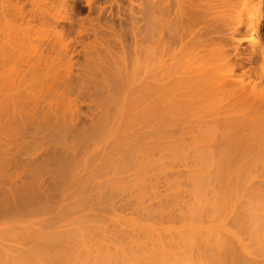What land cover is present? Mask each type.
I'll return each instance as SVG.
<instances>
[{"label": "bare ground", "instance_id": "1", "mask_svg": "<svg viewBox=\"0 0 264 264\" xmlns=\"http://www.w3.org/2000/svg\"><path fill=\"white\" fill-rule=\"evenodd\" d=\"M114 2L119 6L117 0ZM262 2L133 0L128 16L131 40L127 42V31L123 28L98 19L90 29L106 47L95 50H92L94 45L89 48L86 45L89 41L84 40L87 26L78 25L80 39L75 36L72 39L68 34L74 27L70 4L66 3L69 6L64 8L65 3H48L42 14L36 12L34 15H38L41 26L37 25L35 37L31 39L36 43L46 41V51L41 52L43 56L38 54L31 59L30 70H23L20 77L0 76V91H4L0 96V130L2 135V130L9 133L13 127L28 131L55 126L64 146L51 135L52 129L45 135H51L67 151L68 155L61 157L58 162L61 165L55 170L66 167L62 171L64 175L61 172L57 176L66 178L61 177V182L68 180L70 185L67 184L69 189L65 188L68 182L47 187L39 199L33 189L35 185L31 188L30 183H24L23 186V181L22 187L18 184L19 196L26 194L23 202L26 199L30 206L27 203L24 207L22 198L18 201L23 207L19 206L12 197L18 204L12 202L15 210L7 207L9 214L21 208L8 215L17 217L16 224H6L9 230L0 224L3 227L0 226V264H264V137H261L264 133V50L258 45H244L261 24ZM97 10L101 17L102 8ZM32 42L29 46H37ZM77 49H84L81 54L84 53L85 59L77 62L80 68L77 64L78 71L73 74L71 68L73 56L79 53ZM18 52L16 49L15 53ZM59 59H65L68 65L65 64V69L62 66L65 70L62 75ZM53 64L58 69L48 77V73L55 72L50 67ZM0 70H5L4 74L8 72ZM84 95H88L92 110L85 115L87 118L90 115V123L86 125L80 122L83 117L80 101ZM252 97L261 101L258 100L261 106L258 111L262 115L259 112L260 120H255L248 112L244 118L252 115L253 121H260L259 129L263 125L262 131L256 127L257 123L250 126L257 128L261 136H256L255 130L257 134L250 133L248 126L250 135H255L254 140L247 130L249 138L242 140L245 132L237 134L247 126L241 127L242 116L240 126H235L233 116L229 115L232 112L223 110L231 120L226 117L227 121L217 119L216 122L215 118L213 124L217 129L232 123V129L235 127L237 131L240 127L238 132L233 129L237 136L233 142H224L230 133L225 137L222 131L221 135L217 134L219 129L211 125L213 120L206 121L204 128L201 123L203 129H200L201 120L194 117L204 108V112L211 109L215 112L214 108L221 106L224 98L231 103L234 98L233 102L237 98L247 101ZM50 113L55 116H49ZM249 119L251 123H247L251 125ZM247 123L243 121V125ZM5 125L12 127L9 132L4 129ZM25 130L22 135L28 139L30 131L24 134ZM13 131L11 134L15 137ZM34 135L38 137L36 131ZM210 135L211 141L219 138L225 145L217 140V144L209 145L205 141L202 146V140L209 139ZM187 138L191 143L186 142ZM6 159L1 161L7 164ZM37 171L39 175L45 173ZM6 198L1 199L0 206ZM128 206L129 211L118 212L119 208L123 211ZM3 208L5 203L0 207ZM5 209L1 210L3 214ZM20 223L24 226H15Z\"/></svg>", "mask_w": 264, "mask_h": 264}, {"label": "rangeland", "instance_id": "2", "mask_svg": "<svg viewBox=\"0 0 264 264\" xmlns=\"http://www.w3.org/2000/svg\"><path fill=\"white\" fill-rule=\"evenodd\" d=\"M62 1V2H61ZM112 1V2H111ZM115 1V0H114ZM113 0H0V11L2 10V13H1V17L2 18H0V69H6V70H8V72L6 71V74H4L3 72L5 71V70H3V72H1L2 70H0V73H2V75H0V76H3L4 77V75H5V77H20L21 75H22V71L24 70H27V72L30 70V68H31V66L29 65L30 64V62H31V59H32V61H33V59L35 58V56L36 55H40V57H41V55L43 56V54L42 53H45V51H46V45H45V43H46V41H44V43L42 42L41 43V41H40V39H39V41L40 42H38V43H36L37 41L36 40H34V41H36V42H32V39H34V37H35V29H36V27H38L37 25H40L39 23H41V22H39L38 23V21L39 20H37V16L40 14L39 12H41V14L43 13V10H45V8L47 7L46 5H48V3H57V2H60V4L61 3H67V4H70V6H71V15H72V17H73V19L72 20H74V27L70 30V32L68 31V34L70 35V37H72V39H73V37L75 36L76 38L75 39H80V38H82V37H80V35H79V33H78V27L80 26V27H85V26H87V27H85V28H89V30H88V32L87 33H85L84 34V38H86V39H84V40H87V41H89L86 45H89V48H91L90 47V45H94L95 47L93 48L92 47V50H95V49H104L106 46H103V44L101 43V40L99 39V38H95V36L93 35V33H92V31H91V27L98 21V19H99V21H101L102 23H104V22H106V21H111V22H113V24L116 26V27H118V28H123L124 30H126L127 32L125 33V38H126V40H127V42H129L131 39H130V37H131V29H129V27L131 28V25L129 24V21H128V16H129V12H130V6H131V2L133 1V0H117L118 2H119V6H118V3H115ZM114 2V3H113ZM127 3V4H126ZM43 4V5H42ZM66 4V6H64L63 4V6H64V8L65 7H68L69 5H67ZM41 5V6H40ZM45 5V6H44ZM58 5V4H57ZM40 6V7H39ZM49 6H51V5H49ZM45 7V8H44ZM97 7H101L102 8V14H101V17H99V11L97 10ZM111 7V8H110ZM262 8H261V11H262V21H261V24L258 26V29H257V31L256 32H254L252 35H250V36H248V40H246V41H248V42H245V46L247 45V46H251V45H258L259 47H260V49H262V50H264V0H263V2H262V6H261ZM49 8V7H48ZM51 8V7H50ZM42 10V11H37V10ZM109 11V12H108ZM36 12H38L37 14L38 15H34ZM118 15H120L121 16V18H118ZM41 16V15H40ZM46 18V17H45ZM42 20V19H41ZM46 21V20H45ZM201 21V20H200ZM4 22V23H3ZM202 22V21H201ZM200 22V23H201ZM203 26H204V23H201ZM201 24H199L198 26L200 27V26H202ZM79 25V26H78ZM16 26L18 27V28H16ZM41 26V25H40ZM4 27V28H3ZM199 27H197V28H199ZM3 28V29H2ZM202 29V28H201ZM200 29V30H201ZM206 29H208V28H206ZM203 30L204 29H202V32H203ZM210 30V29H209ZM209 30H207V31H209ZM15 31V32H14ZM211 31V30H210ZM210 31H209V33H210ZM205 32H206V30H205ZM213 32V31H212ZM27 33L29 34V35H27ZM208 32H206V34H207ZM33 34H34V36H33ZM211 35L210 36H214V35H212L213 33H210ZM215 34V33H214ZM37 35V34H36ZM73 35V36H72ZM30 36H32V37H30V40L29 39H27V38H29ZM79 37V38H78ZM204 37V36H203ZM202 37V38H203ZM209 37V36H208ZM32 38V39H31ZM25 40H26V42L28 43H26L25 42ZM28 40V41H27ZM250 40V41H249ZM30 41L32 42V43H34V45H37V46H29V43H30ZM74 42H75V40H73ZM86 41V42H87ZM85 42V43H86ZM1 43L3 44V46H4V48H2L3 46L1 45ZM26 44V45H28V46H25L24 44ZM32 43H31V45H32ZM41 43V44H40ZM23 44V45H22ZM39 44H40V46H39ZM44 45V46H43ZM20 46H23L22 47V49H20L21 47ZM25 46V47H24ZM77 48L79 47V46H76ZM80 47H82V46H80ZM37 49V51L35 52V50L34 49ZM3 49V50H2ZM16 49H17V52H18V50H19V52L18 53H15L16 52ZM82 49V48H81ZM81 49H77L76 51L77 52H79V53H76L75 55L77 56H73V58L75 59V61H76V59H78L76 62L75 61H73V63H72V65H73V68H71L72 67V65H71V69L73 70L72 72H73V74H76L77 72L76 71H78V68L76 69L75 67H76V65L78 64L77 62H79V60H80V62L79 63H81V61L83 60L84 61V59H85V57H83L84 55V53L83 54H81L82 52H83V50H81ZM87 49V48H86ZM45 50V51H44ZM79 50H81V51H79ZM91 50V49H90ZM2 51V52H1ZM4 51V52H3ZM39 51V52H38ZM42 52V53H41ZM12 53V54H11ZM3 54V55H2ZM17 55H19V56H17ZM5 56V57H4ZM22 56V57H21ZM54 56V55H53ZM2 57V58H1ZM27 59H26V58ZM56 57V56H55ZM58 58L59 57H61V56H57ZM76 57V58H75ZM23 60H22V59ZM30 59V60H29ZM22 60V61H21ZM54 60V59H53ZM61 59H59V61H60ZM67 60V59H66ZM73 60V59H72ZM30 61V62H29ZM54 61H58V59H56V60H54ZM62 61H64V62H66L65 61V59H62L61 60V62H58V63H61V64H64V65H59L58 63H57V66L59 65V67H60V69H59V71H61L60 73H61V75H62V72L63 73H65L64 71L65 70H62V66H64V68L63 69H65L66 68V66H68L67 65V62L66 63H64V62H62ZM262 61V60H261ZM29 62V63H28ZM260 62V61H259ZM27 63V64H26ZM2 64H4V65H2ZM19 64H22V66L21 65H19ZM25 64V65H24ZM55 64H56V62H55ZM55 64H53V65H55ZM65 64H66V66H65ZM69 64V63H68ZM24 65V66H23ZM8 68H7V67ZM21 66V68H19ZM56 66V65H55ZM55 66L54 67H52V66H50L51 68H53L52 70H56L57 71V66H56V68H55ZM3 67H6V68H3ZM77 67H79L80 68V65L78 64V66ZM51 68H50V71H52L51 70ZM55 68V69H54ZM29 69V70H28ZM20 70H21V72H20ZM56 71L55 72H51V73H48L49 75H48V77L49 76H51L52 77V74H56ZM20 72V73H19ZM26 72V71H25ZM25 72H23V73H25ZM48 72H49V69H48ZM76 72V73H75ZM99 72V71H98ZM19 73V74H18ZM18 74V75H17ZM21 74V75H20ZM7 75V76H6ZM9 75V76H8ZM64 75V74H63ZM95 75H100V73H95ZM46 76V75H45ZM11 77V78H12ZM17 77V78H18ZM50 81H53V80H50ZM264 83V82H263ZM2 91V93H0V96L2 97L3 96V94H4V91L3 90H1ZM0 91V92H1ZM39 91H40V89H39ZM2 94V95H1ZM45 94H47V92L45 93ZM88 96V95H87ZM87 96H85L84 95V98L82 97L81 99V109H82V112H83V114H82V118H81V121L80 122H82L81 124H83V123H85V125L86 124H88V123H90L89 121H90V119H88V118H90V115H88V118L85 116V115H87L88 113H90V112H92V110H91V104H90V106H89V100L87 99ZM253 98V97H252ZM83 99L85 100V102L83 101ZM87 99V100H86ZM235 99V98H234ZM234 99H232V101H231V103H230V100L229 99H223L224 101H221V103L222 104H220L221 106H218L216 109L214 108V110H215V112L211 109V111H213V112H211V114H209L210 112H204V109H200V110H203V111H198V112H196L197 114H195L194 115V117L196 118V119H198L197 121H203V122H198V125H199V123H200V129L203 127L204 128V124H205V122L207 121V122H209V123H211L212 122V120H213V122L211 123V125L214 123V120H215V118H216V122H217V119H220L221 121H227L228 119H230V117H229V115H232L233 117H231L232 119H233V121H235L234 123H235V126H236V124H238V126H240L239 125V123L241 124V121H242V126L241 127H246V129H245V131H244V129L243 128H241V129H243V131L242 132H239V133H237V134H240V133H243L244 134V132H245V135H243L244 137L242 138V140L246 137H248V136H251L250 135V133H255V134H257L255 131H257L258 132V134L256 135V136H261V135H259V131H262V129H263V125L261 126V128L259 129L258 127H260V125L261 124H259L258 122H260V121H256L255 122V120L257 119L258 120V118H259V120H260V114H261V110L260 111H258L259 110V108L261 107L260 106V103L259 102H261L259 99H256V98H253V99H249V98H247V99H249V100H247L246 101V99L244 100H238V98L233 102V100ZM0 100H2V98L0 99ZM258 100H259V102H258ZM11 101V100H10ZM227 101H229V104H228V106H226L227 104ZM251 102V103H250ZM1 103H2V101H0V105H1ZM247 104V105H246ZM250 104V105H249ZM245 105V106H244ZM2 106V105H1ZM222 106H223V108H222ZM220 107V108H219ZM1 108V107H0ZM29 108V107H28ZM229 109H232V110H230L229 111ZM235 109H236V112H234L235 111ZM241 109V110H240ZM223 110H225L226 112H232V113H225V111H223ZM228 110V111H227ZM238 110V111H237ZM240 110V111H239ZM209 111V110H208ZM221 111H223L226 115H224V113L223 112H221ZM219 112H220V114H219ZM233 112H234V114H233ZM248 112H250L252 115H254V118H255V120L253 121L252 119V115H246L245 116V118H244V114L246 113H248ZM259 112H260V114H259ZM0 113H1V109H0ZM86 113V114H85ZM206 113H208V116H207V114ZM249 113V114H250ZM53 114V115H52ZM91 114V113H90ZM206 116H204V115ZM223 116H222V115ZM227 114H229V115H227ZM49 116H55V114L54 113H50V114H48ZM197 115V116H196ZM210 115V116H209ZM237 115H238V117H237ZM262 115V114H261ZM240 116H242L243 118H244V120H243V118H242V120L241 119H239V117ZM255 116H259V117H255ZM85 117V118H84ZM218 117H220V118H218ZM226 117H228V118H226ZM250 119H249V118ZM224 118V119H223ZM227 120H226V119ZM241 118V117H240ZM251 121L252 120V124L250 125H248V123H251V122H249L248 121V119ZM203 119V120H202ZM223 119V120H222ZM246 119V120H245ZM220 120H218V121H220ZM231 120V119H230ZM241 120V121H240ZM196 121V122H197ZM224 121V122H225ZM229 121V120H228ZM233 121H231V123L233 122ZM239 121V122H238ZM243 121H244V123H247V125H243ZM246 121V122H245ZM196 122H195V124H196ZM221 123V124H224V125H227L226 123ZM201 123H202V127H201ZM228 123V122H227ZM255 123H257V125L259 124V126H256L258 129H259V131L258 130H256V129H254V128H251V127H253L252 125L253 124H255ZM207 124V123H206ZM217 124H220V123H217ZM233 124V123H232ZM232 124H228L227 125V127H228V129H226V128H222L221 126H223V125H218V127L220 126V128H218L219 129V133H217V134H219V135H221V131H222V133L224 134V137L225 136H228L227 135V133L229 132L230 133V135L227 137V138H225V141L224 142H226V140H227V142L228 141H230V140H232V142H233V140H235V139H233V138H236L237 136H236V134L233 132L234 130L233 129H235V131H236V128L235 127H233V129H232V126H234V125H232ZM198 125H196V126H198ZM211 125H209V127H212ZM256 125V124H255ZM254 125V126H255ZM54 126V125H53ZM207 126H208V124H207ZM213 126H216V129H217V125L216 124H213ZM231 128H230V127ZM237 126V127H238ZM248 126L251 128H248ZM5 128L4 129H8V132H9V128H12L11 126L9 127L8 125H5L4 126ZM199 127V126H198ZM205 127H206V125H205ZM223 127H225V126H223ZM14 128V127H13ZM13 128L10 130L11 132H9L10 133V136L8 137V134L9 133H6V130H5V132L2 130V133L3 134H5V135H1V130H0V163H1V166H0V181H3V182H0V186H2V187H0V202H1V199H3L4 198V200H5V198H6V196L8 195V198H6V202H7V199H9V197H11L10 198V202H11V206H10V204L8 205V206H6L7 205V203H10V202H4V200L2 201V203H1V206L0 207H2V205H4V203H5V208H3V209H0V212L2 213L3 211H1V210H6V212L3 214H1L0 213V215H3V217H5L4 215H7L6 216V218H3L2 216H0V224H5L4 226V228H7V226H6V224L9 226H12V225H14V223L16 224V222H17V217H13L12 216V218H10L9 216H10V214L11 213H13V212H16V211H18L19 210V208H21V207H23V205L21 204L22 202H23V198H26L25 197V195H22L21 194V196H23V197H21V196H19L20 194H19V189H18V186L20 185V187H22V185L25 183V185H27V184H29V185H31V188L35 185V188H33L34 190H35V194L38 196V198L40 199V197H41V195H44L43 193L45 192L44 190H46L47 189V187L49 188V187H55L56 185H59V184H61L62 182L61 181H63V179L62 178H64V177H62V176H60L61 174V172L64 170V169H66V167H63V169H56V170H59V171H56L55 170V168L56 167H60L59 165H61L60 163L58 164V162H60L59 160H62V158L63 157H65V156H67L68 155V153H67V151L65 150V148L63 149V146H64V143H62L61 142V140H59V137H58V130H56V134H55V130H54V128H55V126H54V128L53 127H50L49 129H47V127L46 128H44V127H42L43 129H46V130H44L43 131V133H42V130L40 129H34V128H29V130L28 131H30V134H31V131L33 132L32 134H33V136H35L34 137V139H29L30 137H33L32 135H30L29 133H28V131H27V129L25 130V133L24 134H26V132L29 134V135H27V136H30V137H28V139L27 138H24V135H22V132L24 131V130H22L23 128H14V131H13ZM196 129H197V127H195ZM202 128V129H203ZM240 128V127H239ZM238 128V129H239ZM247 128L249 129V130H251V132L249 133V130H247ZM19 129L20 130H22V132H19ZM52 129V131H53V134H52V131H51V135H53V137H56L59 141H60V143L61 144H63V146L59 143V141L58 142H56L57 140H53V139H55V138H53L51 135H49V134H47V135H45L47 132H49L50 133V130ZM199 129V128H198ZM199 129V130H200ZM209 129V128H208ZM215 129V128H214ZM217 129V130H218ZM222 129H226V130H222ZM237 129V131L236 132H238V131H240V130H238ZM253 129V130H252ZM33 130H35L36 131V134L38 133V137H37V135H34V132L35 131H33ZM39 130V131H38ZM199 130H198V132H199ZM212 130H213V127H212ZM216 130V131H217ZM232 130V131H231ZM248 131V133H247V131ZM255 130V131H254ZM12 131L13 132H15V133H13L14 135H15V137L14 136H12ZM47 131V132H46ZM201 131V130H200ZM203 131V130H202ZM208 131V130H207ZM210 131V130H209ZM40 132V133H39ZM211 132V131H210ZM209 132V133H210ZM262 132H264V131H262ZM246 133L248 134V136H246ZM56 136H55V135ZM202 134V133H201ZM205 134V133H204ZM204 134L203 135H200V137L202 136H204ZM216 134V135H217ZM233 134H235V135H233ZM260 134H262V133H260ZM264 134V133H263ZM262 134V136L261 137H264V135ZM43 135V136H42ZM49 135V136H48ZM215 134H213V136H214ZM219 135H218V137H219ZM240 135H242V134H240ZM254 135V134H253ZM252 135V136H253ZM19 136V137H18ZM20 136H22V137H20ZM27 136H25V137H27ZM51 136V137H50ZM206 136V135H205ZM211 136L212 135H210V137H209V139H207V138H205V140H202L203 141V143H202V141L200 142V141H198V143L199 144H201L202 146H203V144H206V143H208V142H210V144L209 145H211V142H215L214 144H217V142L219 143V144H221L220 142H222L223 144H224V142L223 141H221V140H218V139H215L214 138V140L213 141H211L210 139H211ZM235 136V137H234ZM255 136V135H254ZM254 136L252 137V139L254 138ZM14 137V138H13ZM37 137V138H36ZM45 137V138H44ZM186 137H188V135L186 134ZM215 137V136H214ZM221 137V136H220ZM224 137H223V135H222V137L221 138H223V140H224ZM238 137H239V135H238ZM242 137V136H241ZM12 138H13V140L15 141H13L12 140ZM20 138V139H19ZM36 138V139H35ZM42 138V139H41ZM47 138H49V139H47ZM213 138V137H212ZM220 138V139H221ZM231 138V139H230ZM245 138V139H246ZM249 138V137H248ZM18 139V140H17ZM21 139H22V141L25 139H27L26 141H25V143H24V141L23 142H21ZM207 139V140H206ZM238 140H239V138H237ZM236 139V140H237ZM36 140V141H35ZM48 140H50V141H48ZM52 140H53V142H52ZM187 141L186 142H188V140H189V142L191 143V141H190V139H186ZM200 140H201V138H200ZM218 140V141H217ZM254 140V139H253ZM11 141H13V142H11ZM21 143H20V142ZM31 141V142H30ZM32 141H34V143H32ZM46 141L47 142H49V143H46ZM205 141H207L206 143H205ZM264 141V140H263ZM27 142H30L31 144H27ZM39 142V143H38ZM188 142V143H189ZM235 142V141H234ZM238 142V141H237ZM22 143H24V144H22ZM257 143H259V142H257ZM260 143H262V140L260 141ZM264 143V142H263ZM27 144V145H26ZM32 144H36L35 145V147L33 148V149H31V147H33L34 145H32ZM198 144V146H201V145H199ZM21 145V146H20ZM30 145V146H29ZM213 145V144H212ZM225 145V144H224ZM23 146H25V147H23ZM36 146H39L38 148L36 147ZM55 146V147H54ZM58 146V147H57ZM22 147V148H21ZM52 147H54V149L52 148ZM60 147V148H59ZM61 147H62V149H61ZM25 148V149H24ZM29 148H30V150H29ZM50 148H52L51 150H49ZM59 150V151H57V149ZM199 148H201V147H199ZM32 153V151L31 150H34L35 149V152H33L32 154L28 151V150ZM36 149H38V150H36ZM21 150V151H20ZM61 150H63V151H61ZM2 151V152H1ZM44 151V152H43ZM47 151H48V153H47ZM51 153H50V152ZM52 151H54V153L52 152ZM55 151H57V152H55ZM5 152H7V153H5ZM12 153V154H10V153ZM16 153L15 155H13L14 153ZM19 152V153H18ZM61 152H63V153H61ZM2 153V154H1ZM7 155V156H5V154ZM65 153V154H64ZM48 154V155H47ZM49 154H50V156H49ZM58 154H59V156H58ZM64 154V155H63ZM16 156V159L14 158ZM38 156V157H37ZM53 156H54V158H53ZM56 156V157H55ZM57 156L59 157V158H57ZM63 156V157H62ZM79 156H81V154H79L78 155V157ZM2 157V158H1ZM34 157H36L35 159H34ZM52 157V158H51ZM62 157V158H61ZM77 157V158H78ZM5 158H8V159H6V160H9V161H7V162H9L10 163V161H11V159H12V162L9 164V163H7L6 164V161H1V159L2 160H4ZM11 158V159H10ZM13 158L15 159V160H13ZM18 158V159H17ZM80 158H82V157H80ZM20 159V160H19ZM40 159H41V161L44 159V161L43 162H41L40 161ZM47 159V160H46ZM49 159V160H48ZM52 159V160H51ZM55 159H57V160H54ZM25 160V161H24ZM32 160V161H31ZM37 160V161H36ZM46 160V161H45ZM77 160H80V159H77ZM14 161V162H13ZM31 161V162H30ZM52 161V162H51ZM57 161V162H56ZM3 162V163H2ZM17 162V164H18V166H16L15 165V163ZM22 162H23V164H22ZM28 162V163H27ZM30 162V163H29ZM34 162H36V163H34ZM40 164H39V163ZM46 162H47V164H46ZM48 162H50V163H48ZM12 163L14 164V165H12ZM25 163V164H24ZM38 163V164H37ZM51 163H53V165L51 164ZM56 163L58 164L57 166H56ZM3 164V165H2ZM20 164H22V165H20ZM37 164V165H36ZM5 165V166H4ZM9 165H10V168H11V166H12V168L10 169L9 168ZM46 165H47V167H46ZM50 165V166H49ZM3 166V167H2ZM15 166V167H14ZM24 168H23V167ZM29 166V167H28ZM31 166V167H30ZM40 168H39V167ZM46 167L45 169H43V167ZM1 167H2V169H1ZM14 167V168H13ZM21 167H22V169H21ZM32 167H35V168H37L38 170H42L41 172H45L44 174H42V173H40V175L38 174L39 172L37 171V169L35 170V168H32ZM3 168H6V169H4L3 170ZM19 168V169H18ZM30 170L31 168L32 169H34V171H32V170H28V169ZM49 168V169H48ZM13 169V170H12ZM27 169V170H26ZM55 170V171H51V170ZM10 172H8V171ZM21 170V172H18V171H20ZM61 170V171H60ZM15 171V172H14ZM17 171V172H16ZM28 171V172H27ZM9 174H8V173ZM12 172H14V174L12 173ZM38 172V173H37ZM55 172V173H54ZM2 173H5V174H3V176H2ZM11 173H12V175H11ZM19 173V174H18ZM34 173V174H33ZM60 174V175H58L57 176V174ZM22 174V175H21ZM24 174V175H23ZM30 176H29V175ZM35 176L36 174H38L39 176H36V177H34L33 175ZM52 174V175H51ZM56 174V175H55ZM62 174H63V172H62ZM8 175H10V176H8ZM29 177H28V176ZM42 175V176H41ZM64 175V174H63ZM24 176H26V177H24ZM33 176V177H32ZM25 178V180L23 179V178ZM62 177V178H61ZM29 178V179H28ZM33 178V179H32ZM5 179H7V181L5 180ZM15 179H17V180H15ZM65 180H66V178H64ZM15 180V185L13 184V181ZM32 180V181H31ZM36 180H38V181H36V183H35V181ZM43 180V181H42ZM5 181V182H4ZM10 181V182H9ZM23 181V182H22ZM27 181V182H26ZM34 181V184L33 183H31V182H33ZM21 182H22V185H21ZM43 182H44V184H43ZM61 182V183H60ZM65 182H68V183H66V185H65V188L66 187H68V189H69V181L67 180V181H65ZM65 182H63L62 183V185L65 183ZM20 183V184H19ZM46 183V184H45ZM52 183V184H51ZM58 183V184H57ZM13 184V185H12ZM19 184V185H18ZM67 184H69L68 186H67ZM25 185H23V186H25ZM37 185V186H36ZM42 185H44V186H46V187H42ZM50 185V186H49ZM13 186H14V188H13ZM17 186V187H16ZM40 186V187H39ZM2 188H3V190H2ZM16 188V189H15ZM38 189V191H37V189ZM8 191H7V190ZM15 191H14V190ZM44 189V190H43ZM67 189V188H66ZM65 189V190H66ZM5 190V191H4ZM22 190V189H21ZM10 191V192H9ZM17 191V192H16ZM42 191V192H41ZM66 191H69V190H66ZM90 191V190H89ZM89 191H88V193L87 194H90L89 193ZM3 192L5 193V194H3ZM13 192V193H12ZM18 194V197H16V195ZM26 193V192H25ZM37 193H39V194H37ZM42 193V194H41ZM16 194V195H15ZM86 194V195H87ZM10 195H14V196H10ZM40 195V196H39ZM83 195V194H82ZM84 195H85V193H84ZM3 197V198H2ZM12 197H15L16 198V200H17V202L19 203V206H21V207H19L18 208V206L16 207V211H13L12 212V210H11V213L9 214V210L11 209L10 207H12L13 206V204L14 203H16V201H14V199L15 198H12ZM19 198H22V202L20 203V201H18V199ZM11 199H13V201L11 200ZM58 199V202H59V198H57ZM56 201V200H55ZM12 202H13V204H12ZM18 203H16V204H18ZM24 203H26V204H24ZM29 204V202L28 201H26V199H25V201L23 202V204H24V207H26V205H28ZM56 203H57V201H56ZM21 204V205H20ZM15 205V204H14ZM28 206H30V204L28 205ZM4 207V206H3ZM7 207H9L10 209L8 210L7 209ZM13 208V207H12ZM120 209V208H119ZM119 209H118V212L119 213H122V212H124V210L125 209H128L127 211H129V209H131V207H127V208H122V210L123 211H119ZM7 210H8V213H7ZM13 210H15V207L13 208ZM7 213V214H6ZM125 213V212H124ZM14 214V213H13ZM123 214V213H122ZM9 215V216H8ZM9 217V218H8ZM16 218V221L14 220ZM2 219H3V221H2ZM10 221V222H9ZM14 221V222H13ZM3 222V223H2ZM8 223H10V224H8ZM25 223V222H24ZM24 223H20V224H17V225H15L16 227L17 226H24ZM1 226V225H0ZM1 228H3L2 226H1ZM10 228V227H9ZM11 230L12 229H14V227H12V228H10ZM7 230H9L8 228H7ZM1 232V231H0Z\"/></svg>", "mask_w": 264, "mask_h": 264}]
</instances>
